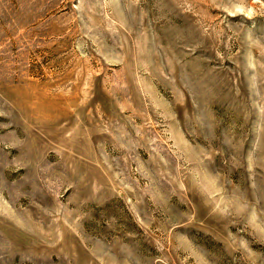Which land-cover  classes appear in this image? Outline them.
<instances>
[{"label":"rangeland","instance_id":"374dc122","mask_svg":"<svg viewBox=\"0 0 264 264\" xmlns=\"http://www.w3.org/2000/svg\"><path fill=\"white\" fill-rule=\"evenodd\" d=\"M0 264H264V0H0Z\"/></svg>","mask_w":264,"mask_h":264}]
</instances>
